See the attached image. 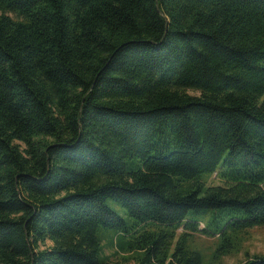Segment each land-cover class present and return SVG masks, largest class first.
Returning a JSON list of instances; mask_svg holds the SVG:
<instances>
[{"label":"trees","instance_id":"obj_1","mask_svg":"<svg viewBox=\"0 0 264 264\" xmlns=\"http://www.w3.org/2000/svg\"><path fill=\"white\" fill-rule=\"evenodd\" d=\"M209 210L264 227V0H0V264H193L150 226Z\"/></svg>","mask_w":264,"mask_h":264},{"label":"rangeland","instance_id":"obj_2","mask_svg":"<svg viewBox=\"0 0 264 264\" xmlns=\"http://www.w3.org/2000/svg\"><path fill=\"white\" fill-rule=\"evenodd\" d=\"M207 183L217 185L218 181L211 177ZM107 203L111 209L127 220L119 205L111 200ZM186 222L198 224V228L203 227L205 231L199 229L184 231ZM209 222L213 225L210 226ZM226 225L223 213L217 210L200 212L196 215L190 211L180 228L150 226V233L155 235L159 232L163 233L165 237L162 244L168 248L169 255L176 251L180 259H192L193 264H241L252 256L264 254V227L237 231L235 227H226ZM99 240L100 256H104L105 264H147L142 262L139 256L143 251L120 249L116 245L112 231L100 229ZM149 259L151 264H161L153 257ZM168 263L178 264L174 259H168L165 264Z\"/></svg>","mask_w":264,"mask_h":264}]
</instances>
